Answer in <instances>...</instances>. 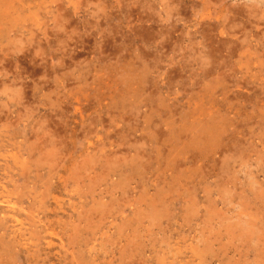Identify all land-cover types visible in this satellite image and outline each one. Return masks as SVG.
<instances>
[{
  "label": "rangeland",
  "instance_id": "obj_1",
  "mask_svg": "<svg viewBox=\"0 0 264 264\" xmlns=\"http://www.w3.org/2000/svg\"><path fill=\"white\" fill-rule=\"evenodd\" d=\"M0 264H264V0H0Z\"/></svg>",
  "mask_w": 264,
  "mask_h": 264
}]
</instances>
